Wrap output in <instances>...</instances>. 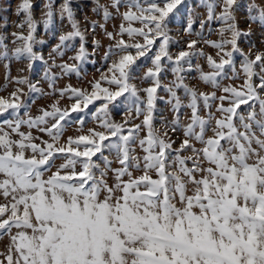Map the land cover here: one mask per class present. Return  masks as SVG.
Wrapping results in <instances>:
<instances>
[{"label": "snow or ice", "instance_id": "obj_1", "mask_svg": "<svg viewBox=\"0 0 264 264\" xmlns=\"http://www.w3.org/2000/svg\"><path fill=\"white\" fill-rule=\"evenodd\" d=\"M92 3L105 22L121 23L113 32L99 25L111 43L96 69L99 77L87 88L56 87L59 79L86 75L85 65L100 47L93 39L89 52L72 0L58 9L71 30L56 37L47 59L35 50L45 41L36 38L32 0L17 6L24 19L16 27L26 26L27 33H12L11 54L0 36V60H26L29 71L41 62L49 89L45 93L40 81L21 75L11 78L18 87L0 97V237H8L0 264H264V52L253 56L254 45L248 53L239 46L252 35L250 26L239 28L240 0H198L206 18L197 31L189 10L182 31L196 38L176 54L169 25L186 0ZM44 8L43 26L53 31L54 0ZM246 16L264 27V4L252 0ZM213 22L220 25L217 41L205 39ZM96 27L92 22L93 35ZM201 41L215 55L205 56ZM70 51L71 63L64 60ZM237 55L243 83L222 86L239 78ZM195 57L206 60L210 71L199 64L195 70L214 91L199 92L185 82ZM142 58L150 66L137 77ZM168 70L174 79L163 85ZM137 79L148 86L138 87ZM158 90L168 94L164 103L174 113L170 121L159 117L162 132L155 126L157 101L163 100ZM32 94L57 99L32 116ZM62 99L69 101L63 108ZM117 108L122 122L112 117ZM89 116L96 126L85 128ZM73 123L79 134L65 138ZM169 131L182 135L178 146Z\"/></svg>", "mask_w": 264, "mask_h": 264}, {"label": "rangeland", "instance_id": "obj_2", "mask_svg": "<svg viewBox=\"0 0 264 264\" xmlns=\"http://www.w3.org/2000/svg\"><path fill=\"white\" fill-rule=\"evenodd\" d=\"M33 2V17L37 21V32H36V38L38 40H44L45 43L42 45L36 46V51L42 52L45 59L48 58V54L51 51L52 47L58 43V35L63 32L66 33L70 31V26L68 25L67 21L64 22L60 21L59 17V6L63 2V0H54V11L57 12L56 18H55V29L53 31H49L44 28L43 26V19H44V5L47 2V0H32ZM99 2L103 5H109L111 4V0H99ZM252 2V0H240L241 7L236 12V19L239 25V28L242 30L247 31L249 26L252 30V35L247 38H241L239 41V46L243 49L245 53H248L250 51V46L254 45V47L251 48L252 55L254 56L257 52H264V27H261L258 23H249V20L246 16V6L248 3ZM257 4H264V0H255ZM20 3V0H0V36L4 37V44L7 45V48L9 50V54H11V51L16 47V44H14L12 33L14 32H21L23 31L24 34L27 33V28L25 26L24 29H19L16 27V25L24 19L23 15L17 16L16 15V9L18 4ZM94 7V4L92 3V0H72V8L73 13L75 16V19L79 22L80 30L85 32L86 38H87V47L89 52L92 51V41L93 39L99 41L100 47L99 50L96 52L95 56L90 59V61L85 65L87 74L84 75L82 73V77L80 79H77L75 75H72L71 78L65 77L63 79H59L56 82L57 88H63L66 85H72L74 87H83L87 88L89 86L88 82L90 80H93L94 78L99 77V73H97L96 69L102 68V57L103 53L108 47V45L111 43L105 36L104 32L99 27L100 24H104L107 31L113 32L118 31L119 25L121 23V20L119 18H113L109 21L105 22L102 18V15L96 14L92 11ZM191 9L193 17L196 19L195 29L199 31V21L206 18V9L203 7L198 6V0H186V4L184 7L181 8V12L177 14L171 24L169 25L171 32L170 35L173 38L174 43L170 45V51L173 54L178 53L182 48L186 49V43L190 39H195L196 37L193 36H187L183 33L182 29L184 26H186V20L188 16V12ZM110 11H112L111 8H109ZM121 11H125L124 8H121ZM217 12H219V8L216 9ZM95 22L97 27L95 29V35H93L90 26L91 23ZM134 27H139V24H134ZM220 27V25L216 22H213L211 25V33L209 34V29L205 27L204 34L205 39L211 40V41H217L220 40L221 37L217 33V29ZM54 32V34H53ZM229 34L225 33V38L228 37ZM119 38V37H117ZM126 38V37H125ZM77 46H78V40H77ZM198 47L202 48L205 56L208 54L215 55V50L206 44H204L203 41L200 42ZM3 49L0 48V52H2ZM74 55L73 52H68L64 60L68 61V56ZM94 59L95 63H92L91 60ZM236 60V66L237 70L239 72L240 68V57L237 55L235 57ZM56 62L59 64L61 63V60L57 58ZM72 62V61H68ZM5 63H9L10 67L6 68ZM142 67L137 71L136 75L137 77L141 76L143 72L145 71L146 66H150V64L146 65L143 58L140 61ZM28 61H15L12 60L11 62L0 60V97L7 96L9 93H11L15 87H18L15 83L11 82V78L17 77V76H28L30 80L33 83H36L37 81H40L39 87L47 93L49 91L47 82L42 80L43 76V64L39 61L34 62V68L29 71L27 67ZM193 64V71L187 74L186 83L189 84V86L195 87L199 92H211L214 91L210 86L205 85L202 83L199 79V73L195 70V66L197 64L201 65L203 68V71L208 72L210 69L207 67L206 60L201 57H195L192 59ZM22 70V71H21ZM53 71H59L58 69H54ZM174 79L172 73L170 70L166 71L164 76L162 77L161 83L163 85L169 84ZM243 74L242 72H239V78L236 80H224L222 81V86L232 84L236 87H240L243 83ZM134 83L138 85V87H147V84H142L139 79L135 80ZM24 91L27 92L28 89L26 86H24ZM159 95L163 97V100L157 101V120H156V128L158 132H162L163 128L160 123L159 117H164L166 120L170 121L174 113L171 112L170 106L165 104L164 101L168 99V94L164 92L163 90H158ZM220 93L217 92V95ZM32 98H35V103L31 104L30 109V115L36 116L39 114V111L41 108H47L52 103L55 102L57 97L55 96H37V94H32ZM31 102V101H30ZM187 101H185L186 103ZM69 104V101L67 99H62L60 101V107H66ZM91 107V106H90ZM94 110V109H93ZM184 112L187 113L188 110L184 109ZM123 109L117 108L112 112V117L117 122H122L124 119L123 116ZM21 115H23V112H21ZM200 115L203 117L206 115V113L201 110ZM142 119V117H141ZM182 122H186V116H182ZM140 120H135L134 123H139ZM95 123L92 122L91 117L89 116L88 122L85 125V128L89 127H95ZM130 126V125H129ZM21 131H29L26 127H22ZM32 134L34 136H40L41 133H39L36 130H32ZM77 132V125L75 123L71 124V126H66L64 131V137L67 136H74L78 135ZM211 134V133H209ZM144 134L141 133V136ZM169 135H173L171 131H169ZM173 138L177 140V145L179 144V140L182 139V135L180 133H176L173 135ZM44 139H48L47 136H44ZM63 142V141H61ZM137 154H140V149L137 147L136 149ZM111 158V157H110ZM57 164L60 163L59 160L56 162ZM118 165L116 162H113L112 167H117ZM140 173H135V175H139ZM112 182L111 174H109V183ZM8 244V237L3 236L0 237V252H3L5 250L6 245Z\"/></svg>", "mask_w": 264, "mask_h": 264}]
</instances>
